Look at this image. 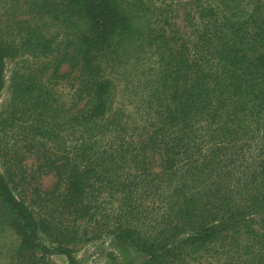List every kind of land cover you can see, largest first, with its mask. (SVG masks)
Instances as JSON below:
<instances>
[{
    "label": "trees",
    "instance_id": "1",
    "mask_svg": "<svg viewBox=\"0 0 264 264\" xmlns=\"http://www.w3.org/2000/svg\"><path fill=\"white\" fill-rule=\"evenodd\" d=\"M42 1L53 3L50 13L68 30L64 47L42 48L50 57L44 67L53 83L71 84L75 101L85 100L71 119L73 145L42 158L56 178L50 196L52 204L60 199V215L94 220L92 239L104 235L131 250L130 264H264V0H189L183 39L165 30L181 0L154 9L146 36L158 65L154 106L139 136L113 113L107 75L128 37L144 33L131 25L149 12L143 0ZM13 43L0 35V96L7 60L24 50ZM42 83L25 87L20 103ZM30 99L50 107L47 94ZM15 185L0 172V210L21 250L78 264L75 238L61 220L52 226L41 215L36 202L46 194L35 188L29 205Z\"/></svg>",
    "mask_w": 264,
    "mask_h": 264
},
{
    "label": "rangeland",
    "instance_id": "2",
    "mask_svg": "<svg viewBox=\"0 0 264 264\" xmlns=\"http://www.w3.org/2000/svg\"><path fill=\"white\" fill-rule=\"evenodd\" d=\"M42 2L0 0V35L9 42L13 41L15 47L25 44L24 50L6 62V86L0 96V172L13 175L17 194L23 198L26 196L29 205L34 200L35 188L46 194L42 201L36 202L40 204L41 215L48 218L52 226L61 220V227L67 234L70 233L69 237L75 238L73 248L78 264H130L134 260L131 250L120 248L104 235L92 239L97 228L94 220L87 218L72 222L70 218H63L66 214L60 215V199L52 204L50 192L54 189L56 178L52 171H47L42 158L48 154L59 158L62 150L68 151L73 145L77 133L71 119L77 115L85 100L75 101L71 84L67 80L53 83L54 80L49 78L51 69L44 67L50 57L40 55L42 48L49 46L54 50L52 48L59 43H63L64 47L68 30L58 16L55 18L50 13L53 3ZM143 3L149 12L140 17L134 16L131 25L133 30L144 33L135 32L128 37L124 55L112 63L107 75L113 83V113L122 117L127 134L133 136H139L147 129L146 116L154 106L158 65L154 47L148 46L146 36L147 29L154 32V9L164 4V0H143ZM191 9L189 0L174 3L165 25L167 36L175 39L181 36L183 39L190 34L186 14ZM38 33L40 36H37ZM68 70L65 64L60 71ZM36 80L43 82V89L36 90L32 95L47 94L50 97L49 109L33 107L31 94L26 105L20 103V98L26 95L24 88L32 87ZM152 155V170L158 173L160 160ZM34 208L38 209L36 205ZM7 222V216L0 210V264H67L63 256L45 257L40 261L39 254L21 250V240Z\"/></svg>",
    "mask_w": 264,
    "mask_h": 264
}]
</instances>
